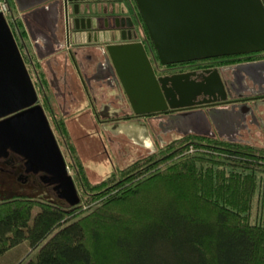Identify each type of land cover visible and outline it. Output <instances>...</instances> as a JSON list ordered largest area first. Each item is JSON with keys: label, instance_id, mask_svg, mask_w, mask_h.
Here are the masks:
<instances>
[{"label": "flooded vegetation", "instance_id": "1", "mask_svg": "<svg viewBox=\"0 0 264 264\" xmlns=\"http://www.w3.org/2000/svg\"><path fill=\"white\" fill-rule=\"evenodd\" d=\"M0 2L5 4L3 15L36 93L33 105H40L45 114L78 198L77 186L81 188L85 180L75 164L71 147L75 154L76 148L68 143L65 129L67 121L84 112L106 154L109 169L105 179L118 170L121 150L115 137L122 135V128L155 147L131 163H143L147 158L159 161L169 145L165 137L178 129L188 130L185 135L248 144L259 137L263 146L258 147L264 148V48L163 63L136 0ZM261 2L264 6V0ZM137 43L159 80L163 109L135 113L113 66L108 46ZM79 104L73 112L72 106ZM187 114L193 117L188 123L183 121ZM7 158L12 174L0 179L27 183L38 178L65 202L55 184L45 182L43 172L28 171L27 157L8 148L3 160Z\"/></svg>", "mask_w": 264, "mask_h": 264}, {"label": "trees", "instance_id": "2", "mask_svg": "<svg viewBox=\"0 0 264 264\" xmlns=\"http://www.w3.org/2000/svg\"><path fill=\"white\" fill-rule=\"evenodd\" d=\"M81 191L0 200V256L26 242L16 264H264L263 147L184 135Z\"/></svg>", "mask_w": 264, "mask_h": 264}, {"label": "water", "instance_id": "3", "mask_svg": "<svg viewBox=\"0 0 264 264\" xmlns=\"http://www.w3.org/2000/svg\"><path fill=\"white\" fill-rule=\"evenodd\" d=\"M136 2L163 63L264 48L261 0ZM108 50L134 112L163 109L162 89L142 45L108 46ZM35 101L34 87L0 12V153L8 148L17 150L27 157L28 171L43 172L45 182L55 184L59 197L75 205L79 202L75 186L45 114L40 105H33ZM190 118L187 114L183 121L188 123ZM122 131L136 143L148 146L126 129Z\"/></svg>", "mask_w": 264, "mask_h": 264}, {"label": "rangeland", "instance_id": "4", "mask_svg": "<svg viewBox=\"0 0 264 264\" xmlns=\"http://www.w3.org/2000/svg\"><path fill=\"white\" fill-rule=\"evenodd\" d=\"M8 17H10V14H8ZM79 107H81L80 104L76 107L72 106V111L76 112ZM65 133L68 143L71 145V143L69 142L71 141L76 148L77 154H75L74 147H71L75 158V164L79 168V171L82 174L84 180L91 184L100 182L102 178H104L103 175H105L104 173L109 169V166L107 165V163H105L106 154L103 150L102 142L100 141L97 133H95L94 127L90 121L88 114L84 112L80 116H77L74 120L71 119V121H67ZM184 135V133L180 132H176L174 134L168 133L165 139L167 144L169 143V145H173ZM132 140L134 139L128 136L125 132H122L121 136L115 137V141L120 146L119 149L121 150L119 151V155L117 156L118 170L128 166L134 160V158H137L138 156H144L148 153L149 150L152 151L155 148L154 144L150 142V144L147 143L148 146H142ZM259 140H261V138L257 137V139L250 140L251 142H249V144L255 146H263L262 143L259 142ZM140 146L142 147L140 148ZM0 158V177H10L12 171L10 168L11 162L9 158L4 161L3 153H0ZM70 172H72L71 168ZM77 190L78 193L82 195L81 188L77 186ZM21 196L49 203H67L65 200V202H63L56 196H54L51 193L49 187L43 184V182L38 178H33L27 183H22L18 180L8 178L0 179V200ZM38 210V207H35L32 210V217ZM255 213L256 203L254 202L252 208V219L254 218ZM28 250L29 247L27 243L23 242L7 253L1 255L0 262L1 264H16L28 252ZM32 256V253L28 254V258Z\"/></svg>", "mask_w": 264, "mask_h": 264}, {"label": "built area", "instance_id": "5", "mask_svg": "<svg viewBox=\"0 0 264 264\" xmlns=\"http://www.w3.org/2000/svg\"><path fill=\"white\" fill-rule=\"evenodd\" d=\"M5 11H6V9H5V4L2 3V2H0V12H2V14H4ZM185 151H186V152H192V151H193V146H192V144H190V145L188 146V148H187Z\"/></svg>", "mask_w": 264, "mask_h": 264}]
</instances>
